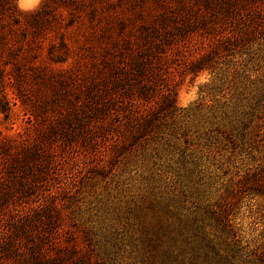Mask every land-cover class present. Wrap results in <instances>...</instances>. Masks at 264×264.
I'll use <instances>...</instances> for the list:
<instances>
[{
  "label": "rangeland",
  "instance_id": "374dc122",
  "mask_svg": "<svg viewBox=\"0 0 264 264\" xmlns=\"http://www.w3.org/2000/svg\"><path fill=\"white\" fill-rule=\"evenodd\" d=\"M94 3L65 85L0 92V190L13 194L0 199V264H153L168 193L214 203L264 163V26L241 33L264 21V0H222L219 35L194 23L158 53L139 34L158 0ZM122 38L151 60L139 64ZM261 213L248 194L234 204L244 243L263 230Z\"/></svg>",
  "mask_w": 264,
  "mask_h": 264
},
{
  "label": "trees",
  "instance_id": "16d2710c",
  "mask_svg": "<svg viewBox=\"0 0 264 264\" xmlns=\"http://www.w3.org/2000/svg\"><path fill=\"white\" fill-rule=\"evenodd\" d=\"M102 1L105 4L101 6L105 8L114 4V0ZM186 1L179 0L178 6L172 8L171 0H158L161 10L152 8L149 20L141 17L139 34L144 46L152 45L154 53H158L162 45L169 43L173 33L180 36L194 23L201 24L204 32L213 37L222 32L218 25L222 18L215 12L222 0H197L196 8ZM16 2L0 0V92L7 96L9 88L13 92H26L33 86L36 92H54L74 75L73 65L67 64L72 57L71 51L80 43L88 47V12L96 13L98 5L94 0H41L34 9L22 10ZM203 8L206 9L204 13ZM250 20L241 33L248 34L264 26L258 15ZM109 27L104 30L108 32ZM121 41L123 48L134 54L139 64L151 60L152 50H143L141 54L140 46L133 51L130 39L122 38ZM118 42L114 40L112 47ZM149 52L151 54H147ZM64 64L67 67H63ZM104 99L96 96L99 100L96 111L100 114L107 108ZM38 171L35 178L46 174L44 168ZM18 183L26 187L25 180ZM244 194L262 207L264 219V163L229 182L214 203L197 202L193 207H186L184 200H174L177 195L168 193L165 216L154 237L149 239L153 264H264V227L244 243V236L240 237L231 217L234 204ZM12 195L11 189L0 190V199L7 203ZM178 206L186 213H181L182 208ZM88 264L98 263L88 261Z\"/></svg>",
  "mask_w": 264,
  "mask_h": 264
},
{
  "label": "clouds",
  "instance_id": "9594fccd",
  "mask_svg": "<svg viewBox=\"0 0 264 264\" xmlns=\"http://www.w3.org/2000/svg\"><path fill=\"white\" fill-rule=\"evenodd\" d=\"M31 4L33 6L37 5L39 3V0H30ZM24 0H17L18 7H23Z\"/></svg>",
  "mask_w": 264,
  "mask_h": 264
},
{
  "label": "bare ground",
  "instance_id": "6f19581e",
  "mask_svg": "<svg viewBox=\"0 0 264 264\" xmlns=\"http://www.w3.org/2000/svg\"><path fill=\"white\" fill-rule=\"evenodd\" d=\"M31 5V2L30 0H24V4H23V7H28Z\"/></svg>",
  "mask_w": 264,
  "mask_h": 264
}]
</instances>
